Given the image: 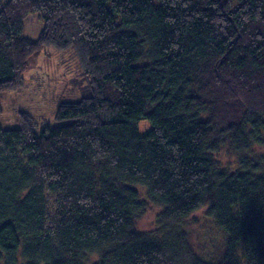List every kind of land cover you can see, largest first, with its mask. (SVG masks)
Wrapping results in <instances>:
<instances>
[{
	"label": "trees",
	"instance_id": "1",
	"mask_svg": "<svg viewBox=\"0 0 264 264\" xmlns=\"http://www.w3.org/2000/svg\"><path fill=\"white\" fill-rule=\"evenodd\" d=\"M50 47L90 94L0 125V264H264V0H0V94ZM202 207L213 261L183 229Z\"/></svg>",
	"mask_w": 264,
	"mask_h": 264
},
{
	"label": "rangeland",
	"instance_id": "2",
	"mask_svg": "<svg viewBox=\"0 0 264 264\" xmlns=\"http://www.w3.org/2000/svg\"><path fill=\"white\" fill-rule=\"evenodd\" d=\"M89 79L81 70L71 48L66 50L43 48L27 59L26 69L22 73V85L16 90L0 94L1 127H17L20 111L26 112L34 121L43 125L57 124L54 116L59 103L89 95ZM140 127L146 128L147 123L142 121ZM262 136L264 137V131ZM252 153L264 155V145H252ZM216 156L227 169L231 171L236 169V156L229 149L222 147ZM136 189L140 197L145 199L144 190L140 187ZM157 211V208L150 205L137 221V228L152 229L155 226ZM183 229L190 235L191 242L198 247V253L200 251L199 255L205 261L215 260L214 257L218 256V250L222 245V237L211 218L206 215L205 207L190 214L185 219Z\"/></svg>",
	"mask_w": 264,
	"mask_h": 264
}]
</instances>
